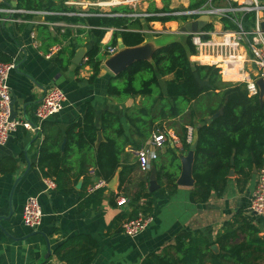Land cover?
I'll list each match as a JSON object with an SVG mask.
<instances>
[{"label":"crops","instance_id":"crops-1","mask_svg":"<svg viewBox=\"0 0 264 264\" xmlns=\"http://www.w3.org/2000/svg\"><path fill=\"white\" fill-rule=\"evenodd\" d=\"M69 1H81L84 4L79 6L67 3ZM99 1L101 0H0V6L52 12L46 15L23 14L22 17L26 19L24 22L0 21V56L4 61L13 62L16 66L9 77L12 96L16 98L15 108L20 116L30 120L37 128L29 130L20 126L5 144L0 145V161L13 157L19 162V168L15 173L0 172V264H42L49 261L68 264L60 259L57 249L68 242L70 247L80 248L91 240L98 243L91 264H142L148 254H161L170 249L178 234L184 230H200L211 241L216 240L225 223L238 212H242L260 230L262 237L264 216L249 211L258 172H254L247 185L242 188L238 181L240 175L234 169L235 176L229 177L223 194H213L205 203L192 201L193 186L178 185V189L169 197L158 191L153 212L150 214L153 217L151 223L139 235L129 236L123 232L122 224L134 213V207L131 202L119 206L117 198L132 196L133 192L138 190L137 181L147 173L146 170H137L131 174L128 183L123 186L126 187V191L121 192L120 176L117 173L116 188L111 189L109 182L100 204L82 207V195L86 191L85 179L76 178L77 169L66 172L67 184L61 188L52 184V179L45 176L40 169L38 160L40 145L44 139L41 131L43 122L36 117L35 111L47 90L53 87L61 88L66 94L63 108L50 119L56 121L63 130L79 120L91 103L96 111L98 126L104 111H111L120 116L130 138L126 151L132 159L136 158L138 150L153 136L144 141L131 134L132 126L127 115L133 108L141 106L143 97L119 98L108 94V83L112 77L117 76L103 62L106 55L110 54L108 49L111 47L114 33L111 29L101 41L102 53L107 51L102 61L101 72L92 79L94 69L87 63V54L98 41L94 29L99 26L91 24L89 18L104 13L108 16L130 17V13H155L156 10L170 9L175 12L202 6L245 5L247 0H206L199 7H191L198 0H121L122 2L117 5L105 6L108 8L102 7L97 3ZM257 1L264 4V0ZM118 5H124L130 11L109 14L113 7ZM79 11L85 15L74 13ZM261 16L264 17V11H261ZM50 21L62 22L66 26L51 25ZM213 22L214 29L224 28L220 20L217 23L214 20ZM179 23L183 24L179 21L165 24L155 22L153 27L156 30L159 28L170 30L167 25L173 27ZM177 30L179 28L172 31ZM56 45L61 47L60 50L48 57L47 54ZM68 47L75 50L70 64H67L69 62L62 53ZM81 49H85V55L80 63H76L74 61L76 53ZM245 70V75L251 78L259 73L251 55L247 57ZM165 80L166 78L160 77L164 91ZM183 125L188 128V134L192 132V137L188 141L193 143L196 128L193 130L192 125L181 116L173 118L165 122L168 137L159 152L160 159H169V140L176 148L183 147L180 139ZM99 135L102 139L100 141L97 139L96 145L104 140L102 130L98 131V138ZM141 141L142 145L138 148ZM65 144L66 139L62 147ZM187 153L181 151V154ZM146 184L149 188V181ZM31 196L39 198L43 211L42 223L36 228L24 225L22 217L24 204Z\"/></svg>","mask_w":264,"mask_h":264},{"label":"trees","instance_id":"trees-1","mask_svg":"<svg viewBox=\"0 0 264 264\" xmlns=\"http://www.w3.org/2000/svg\"><path fill=\"white\" fill-rule=\"evenodd\" d=\"M206 0H198L191 7H199ZM124 5L113 7L112 12H129ZM146 17L108 16L102 14L91 17L90 23L99 26L94 29L98 38L88 51L87 63L92 65L97 77L102 69V61L107 51L102 53V39L108 30H113L111 47L118 46V37H122L127 46H136L147 37L146 30H156L153 23L165 24L170 21L181 23L197 19L198 16L175 14L173 10H156ZM75 21L77 19L73 18ZM255 11L244 15V28L251 31L255 26ZM220 21L225 29H236L235 23L226 17ZM214 22L208 23L204 30H214ZM66 32H68L66 30ZM69 34V33H67ZM155 35H159L156 33ZM197 52L192 35L158 49L154 63L136 61L126 70L112 77L108 83V94L119 98L143 97L141 106L133 108L127 115L131 124V134L146 141L155 133L168 134L165 122L183 117L196 130L198 143L195 150L193 176L195 184L191 199L195 203L207 202L213 194L222 195L227 187L232 169L240 175L239 184L243 188L264 164V104L260 96L251 95L245 82L224 81L220 69L216 66L202 65L191 60ZM70 64L75 50L69 47L62 52ZM62 55V56H63ZM0 60L4 59L0 56ZM8 62V61H6ZM198 72L209 86H200L195 78ZM160 77L166 78V91L161 87ZM182 103L190 106L183 108ZM223 113L211 123L208 117L220 109ZM102 130L104 140L96 145L98 131ZM44 135L40 145L38 166L45 176L52 179L60 188L67 184L66 172L77 169L76 178L84 177L82 207L102 202L107 188L93 193L87 189L95 178L105 179L108 183L119 173V191H126L124 185L137 170H142L138 157L132 159L126 147L130 138L118 114L104 111L101 122L96 123V111L88 104L84 115L63 130L54 120H45L41 125ZM194 135V131H193ZM168 137V135H167ZM66 144L62 147L64 140ZM183 147L176 148L168 141L169 159L162 160L160 155L152 166H156L160 188L150 192L151 169L137 181V191L128 197L134 207L130 218L140 212L150 215L153 212L155 195L159 191L169 197L178 189V176L181 170V151L189 152L192 142L188 141V128L182 126L180 135ZM143 141V143H144ZM141 143L138 145L140 148ZM19 162L13 157L0 161V172L15 173ZM95 168V176L89 171ZM152 168V167H151ZM66 178V181H65ZM123 188V189H122ZM120 194V193H119ZM118 194V195H119ZM142 198L147 203L141 205ZM214 244L218 249H212ZM65 245V246H64ZM57 249L58 256L68 264H91L98 248L95 240L87 241L80 248L70 247V243ZM67 245V246H66ZM264 263V239L260 230L238 212L224 225L216 240L211 241L200 230H184L178 234L170 249L161 254L150 253L142 264H262Z\"/></svg>","mask_w":264,"mask_h":264},{"label":"built area","instance_id":"built-area-1","mask_svg":"<svg viewBox=\"0 0 264 264\" xmlns=\"http://www.w3.org/2000/svg\"><path fill=\"white\" fill-rule=\"evenodd\" d=\"M82 6L84 2L69 1ZM121 0H107L97 2L102 6H113L121 3ZM255 11L256 20L255 26L251 31H246L244 28V15L248 12ZM261 11H264V4H260L257 0H247L245 5H227L220 7L202 6L196 9L186 11H175V14H183L188 16L202 15H218L220 18L226 17L237 26L236 29H214L212 31L201 29L192 35L193 43L196 46L197 52L192 55L191 60L198 64L216 66L220 69V73L224 80L231 82H245L247 89L251 95H255L259 91L256 80L260 77L264 78V31L261 23L264 17L261 16ZM26 13L52 14L50 11H28L14 6H0V21L24 22L26 19L22 17ZM78 15H85L82 11L74 12ZM115 15L114 13H109ZM151 13H130L132 18L146 17ZM51 25L65 27L66 24L58 21H50ZM151 34L160 33L161 31L146 30ZM148 33V34H149ZM60 46H53L47 54L51 57L60 50ZM116 47H109L108 53L116 52ZM251 55L253 64L258 69L259 73L248 77L245 75V63L247 57ZM15 63L0 60V145L5 144L11 134L20 126L29 130H37L36 126L27 118L16 116L11 119V102L13 99L12 90L9 85L10 72L15 69ZM236 69L243 78L236 79L228 77L230 71ZM66 100L65 92L59 87H53L47 90L46 94L39 102L35 115L43 122L54 117L63 108ZM192 137V132H189V139ZM167 136L165 133H155L138 152L137 157L142 170H150L152 163L158 159L160 150L166 142ZM95 168L89 171L90 176H95ZM51 183L56 185L53 180ZM108 182L102 178H95L92 184L89 185L88 193H93L97 189L107 188ZM129 203V199L125 196L117 198L119 206ZM147 203L146 198H142L141 205ZM249 211L264 216V164L258 171V177L255 188L251 195V204ZM23 223L27 227L36 228L43 220V211L40 200L36 196H31L27 199L23 207ZM153 217L140 212L136 217L126 219L123 224V232L129 236H137L143 232L151 223ZM42 264H57L55 262H44Z\"/></svg>","mask_w":264,"mask_h":264},{"label":"water","instance_id":"water-1","mask_svg":"<svg viewBox=\"0 0 264 264\" xmlns=\"http://www.w3.org/2000/svg\"><path fill=\"white\" fill-rule=\"evenodd\" d=\"M212 22L210 15L200 16L197 19L189 20L184 22L183 26L179 28L177 31H172L165 29L159 33V35L151 34L149 31L148 37L140 44L136 46H127L124 43L123 38L119 37L118 39V47L117 51L106 55L104 59V65L112 71L115 75L120 74L124 70H126L129 66L134 64L136 61L147 60L154 63L153 55L154 53L175 41L180 40L182 35H189L196 31L203 29L208 23ZM262 30L264 31V21L261 23ZM85 55V49H81L76 53V57L74 61L76 63H80L81 59ZM195 78L200 86H209L210 83L208 80L202 79L198 72H195ZM256 83L260 89L259 96L261 105L264 104V78L260 77L256 80ZM16 98L12 99L11 102V119L18 116V111L15 108ZM223 108L217 111L214 115L208 117L207 122L211 123L215 118L220 116L223 113ZM102 139L101 135H99L98 140ZM198 143L197 133L195 131V140L191 145V149L187 154L180 153L181 159V173L178 177V185L183 186H194L195 178L193 176V166L195 161V150ZM254 172L257 173L258 169L254 168ZM235 176V170L232 169L230 171L229 177ZM19 180V179H18ZM118 180L117 175L110 181L109 187L111 189L116 188V182ZM80 185V184H79ZM160 188V184L158 182L157 168L156 166H152L151 168V176H150V192L157 191ZM264 239V234L262 235ZM212 249L217 250L218 245L214 244Z\"/></svg>","mask_w":264,"mask_h":264},{"label":"rangeland","instance_id":"rangeland-1","mask_svg":"<svg viewBox=\"0 0 264 264\" xmlns=\"http://www.w3.org/2000/svg\"><path fill=\"white\" fill-rule=\"evenodd\" d=\"M103 1H106V0H101V1H99V2H103ZM102 7H104V8H108V7H105V6H102ZM202 16H204V15H202ZM200 17V16H199ZM221 18L218 16V15H214V16H211V20L213 21H215V23H217V21H219ZM184 24H176V25H174L173 27L172 26H169V25H167V27H169L170 28V30L172 29H178V28H180L181 26H183ZM153 26H155V25H153ZM157 28H159L158 26H157ZM163 28H159V29H157L156 31H163L162 30ZM185 36L186 35H182L180 38H182V37H184L185 38ZM224 80V79H223ZM182 106H183V108H188L190 105L189 104H187V103H182Z\"/></svg>","mask_w":264,"mask_h":264},{"label":"bare ground","instance_id":"bare-ground-1","mask_svg":"<svg viewBox=\"0 0 264 264\" xmlns=\"http://www.w3.org/2000/svg\"><path fill=\"white\" fill-rule=\"evenodd\" d=\"M228 77L236 78V79H241V78H243V75H242V74H239V73L237 72V70L234 69V70L230 71ZM158 160H159V159H158Z\"/></svg>","mask_w":264,"mask_h":264}]
</instances>
